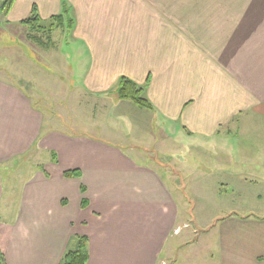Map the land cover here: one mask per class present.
I'll list each match as a JSON object with an SVG mask.
<instances>
[{
    "label": "crops",
    "instance_id": "0c3cea01",
    "mask_svg": "<svg viewBox=\"0 0 264 264\" xmlns=\"http://www.w3.org/2000/svg\"><path fill=\"white\" fill-rule=\"evenodd\" d=\"M1 1L5 27L23 26L33 14L42 26L17 32L26 47L12 48L42 43L44 51L46 33L58 31L59 39V32L71 35L86 53L76 87L103 101L111 132L128 129L117 139L103 132L95 139L49 129L45 116H60L59 111L36 91L28 73L0 62V172L21 164L8 170L12 181L31 164L24 155L50 153L43 170L30 171L15 194L12 184H0V264H58L71 240L77 246L79 238L85 240V264H177L175 252L183 240L168 238L187 223L175 226L174 189L119 144L148 148L130 135L136 133L132 127H150L154 120L161 121V141L172 138L168 128L186 138L245 140L237 147L232 141L216 143L221 170L245 183L264 180V0ZM29 65L30 59L20 70ZM15 77L27 79L29 87ZM121 77L142 88L150 108L117 96ZM119 114L127 125L112 123ZM234 155L244 157L246 168H226ZM65 170L79 175L66 177ZM217 223L202 228L218 234L213 264H264V219L227 217Z\"/></svg>",
    "mask_w": 264,
    "mask_h": 264
},
{
    "label": "rangeland",
    "instance_id": "374dc122",
    "mask_svg": "<svg viewBox=\"0 0 264 264\" xmlns=\"http://www.w3.org/2000/svg\"><path fill=\"white\" fill-rule=\"evenodd\" d=\"M2 12H5V2L2 3L0 0V19ZM24 24L23 26L5 27L4 21L0 23V47H2L0 48V62L4 66L14 65L16 73L23 71L28 73V81L35 84L36 91L59 111L60 116H51V118L45 116L44 126L49 125V129L65 134L95 139H101L102 132L106 133L105 136L110 139L127 135L125 129L128 127L123 124L126 122L122 114L117 115L112 123L117 124L118 127L124 126V132L122 134L111 132L105 126L103 114H107L108 108L103 106V101L85 93L82 88L81 90L76 87L85 71L86 53L83 48L74 43L71 35L64 31L59 32V39L56 36L58 31L52 32L53 35L46 33L44 35L46 44L44 51L41 47L42 43L37 45L34 40H29V44L32 45L35 42L39 48H12L16 43H22L23 47H26L27 40L20 41L17 32L24 29L42 30V28L36 27L35 22ZM41 25L45 24L41 22ZM49 35L55 42L52 41L53 47L52 42L48 43ZM6 40L9 41L7 46L3 45ZM29 59L30 65L25 70H20L21 63H26ZM40 67L45 69V72L42 70L43 74L41 71H37V68ZM3 72L5 73V71ZM15 80L23 84L21 85L23 88L29 87H26L27 79L21 80L15 77ZM56 98L61 101L55 100ZM160 122V120H154L152 126L142 125L140 129L132 127L133 131L136 130V133L132 135H130V131L127 132L130 137L139 139L141 145L148 148H138L139 150H137L128 148L127 143L119 144L122 145L125 149L123 151L129 157L135 162L137 161L136 163L146 162L148 166L163 175L168 185L174 189L173 193L178 205V220L175 226L181 225L180 223L183 221L187 223L178 234H171L168 238L173 241L183 240L175 252V256L178 258L177 264H213L210 256L213 255L216 260L219 257L218 234L216 229L203 232L202 228L209 227L211 223L218 224V221L227 217L263 220L264 180L245 183L242 177L221 170L218 161L222 157L220 154L222 151H220V147L215 148L216 143L225 145L232 141L237 144L235 146L237 147L241 144L240 142L245 140L241 138L203 139L198 136L186 138L185 135H181L177 131L173 132L168 128L172 138L161 141L160 138L163 134L161 128L158 127ZM151 127L154 129L153 132H151ZM156 127L158 130H155ZM239 151H244V149H239ZM49 156L50 153L47 150H42L36 155H24L23 158L30 157V162L34 165L24 166L21 171L16 173L19 177L14 176L12 181L9 177L11 173L8 170H14L21 164L8 166L7 171L0 172V184L4 186L12 184L15 194L30 171L35 173L43 170L44 161ZM35 157L36 159H33ZM232 160L233 163L226 168H231L234 171L246 168L247 162L244 157L234 155L230 161ZM51 161H57L55 152H53ZM1 215L0 224L2 222ZM176 231L177 228L174 232ZM76 247V244L71 240L68 250H73ZM179 253H181L180 256ZM2 261L3 257L0 256V262L2 263Z\"/></svg>",
    "mask_w": 264,
    "mask_h": 264
},
{
    "label": "trees",
    "instance_id": "16d2710c",
    "mask_svg": "<svg viewBox=\"0 0 264 264\" xmlns=\"http://www.w3.org/2000/svg\"><path fill=\"white\" fill-rule=\"evenodd\" d=\"M38 18L36 14H33L31 18L24 20V22H35L36 27L42 28L37 22ZM117 96L120 98L130 99L132 102L141 107L150 108L151 104L147 98L142 94V88L127 77H121L117 86ZM64 176L72 177L78 176L77 170H65ZM86 204V200L82 199V205ZM87 260V253L85 248V240L79 238L78 245L74 250H68L62 257L58 264H85Z\"/></svg>",
    "mask_w": 264,
    "mask_h": 264
}]
</instances>
